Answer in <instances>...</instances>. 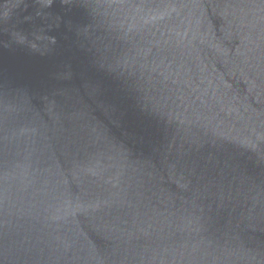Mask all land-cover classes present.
<instances>
[{"label": "water", "instance_id": "water-1", "mask_svg": "<svg viewBox=\"0 0 264 264\" xmlns=\"http://www.w3.org/2000/svg\"><path fill=\"white\" fill-rule=\"evenodd\" d=\"M0 264H264V0H0Z\"/></svg>", "mask_w": 264, "mask_h": 264}]
</instances>
